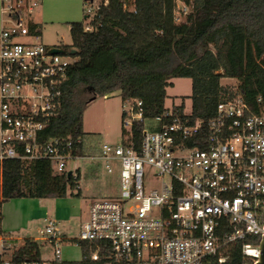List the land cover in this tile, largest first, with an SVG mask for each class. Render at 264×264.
Here are the masks:
<instances>
[{
	"label": "built area",
	"instance_id": "2783aa9c",
	"mask_svg": "<svg viewBox=\"0 0 264 264\" xmlns=\"http://www.w3.org/2000/svg\"><path fill=\"white\" fill-rule=\"evenodd\" d=\"M0 4V166L7 160H46L54 174H63L69 162L87 159L102 161L108 174L118 167V195L93 200L79 233L78 241L96 245L89 259L100 262L99 248L106 244L109 255L101 264H224L231 247L242 242L244 264H255L264 235V113H252L235 95L206 121L191 122L169 110L146 119L140 100H125L123 129L143 124L138 146L103 144L98 156L86 157L80 138L44 141L45 123L60 104L73 60L49 53L51 48L30 34L27 23L37 0ZM106 5V0L95 9L88 5L86 13ZM187 11L177 0L175 21ZM77 170L71 172L74 178ZM151 181L159 187L148 192ZM38 234L60 261L57 242L67 238L55 221L48 220ZM247 237L257 242H245ZM0 264L53 263L5 259Z\"/></svg>",
	"mask_w": 264,
	"mask_h": 264
},
{
	"label": "trees",
	"instance_id": "16d2710c",
	"mask_svg": "<svg viewBox=\"0 0 264 264\" xmlns=\"http://www.w3.org/2000/svg\"><path fill=\"white\" fill-rule=\"evenodd\" d=\"M106 1L89 21L84 15L81 22L69 24L70 46L56 47L74 60L62 84L60 104L45 123L44 141L83 139V112L94 97L118 93L123 101L140 100L146 119L160 116L168 111L166 88L179 78L191 80V114L185 115L181 105L169 110L173 116L206 121L219 103L235 95L252 113H264V0H178L188 8L181 22L175 21L177 0ZM86 24L91 31H84ZM27 27L30 34L40 36L37 24L29 20ZM72 49L74 55L69 53ZM222 78L237 80L235 92L220 85ZM142 129L139 122L130 131L122 127L121 143L138 146ZM77 151L82 153L81 146ZM76 174V178L54 174L46 160L4 161L1 203L64 198L68 189L77 186L79 170ZM74 242L82 259L53 264H101L109 255L104 244L99 248L101 261H91L89 254L96 245ZM245 242L256 243L257 238L247 237ZM241 245L231 247L224 264H244ZM11 259H39L38 243L26 238Z\"/></svg>",
	"mask_w": 264,
	"mask_h": 264
},
{
	"label": "rangeland",
	"instance_id": "374dc122",
	"mask_svg": "<svg viewBox=\"0 0 264 264\" xmlns=\"http://www.w3.org/2000/svg\"><path fill=\"white\" fill-rule=\"evenodd\" d=\"M38 1V6L40 1ZM78 2L76 8L74 3ZM101 0H94L90 5L87 2L83 4V0H67V5L59 8V11L68 10L70 15L68 22H60L58 24H42L41 37L38 42L41 44L70 46L71 36L69 32V23L81 22L86 13L87 6L93 9L100 4ZM55 9V8H54ZM40 8H34L31 17H36ZM95 15V11L91 13L87 21ZM182 18L179 17V22ZM86 21V22H87ZM19 41H31L33 39H21ZM70 60H74L68 55ZM171 85L166 88V97L164 107L172 110L175 107L183 106L184 114H191V80L187 78L173 79ZM237 80L222 78L220 85L231 92H235L237 88ZM125 101L121 99L118 93L107 95L103 98H96L91 101L83 112L82 130L84 132L83 155L98 156L103 144L118 145L122 139V118L121 108ZM152 123H145V128L151 130ZM114 171L108 174L104 169L102 161H90L87 159L71 161L67 164V172L74 169L79 170L78 188L68 189L67 195L61 198L64 202V209L61 211V218L57 219L58 229L67 237V240L58 241L57 246L61 250L60 261H80L82 259L81 249L78 243L80 230L87 221L88 209L90 203L96 199L116 197L119 193L118 188V167L113 165ZM158 183L151 181L147 185V191L157 190ZM80 192V196L76 194ZM0 200V205H1ZM60 216V215H59ZM27 226L21 231L15 232L13 236L20 237L21 240L13 241V247L6 253L4 259H11L12 251L18 249L26 238L35 240L39 245V259L53 263L54 246L46 240L41 239L39 231H44L47 221L55 218V206L52 200H41L39 208H30L27 211Z\"/></svg>",
	"mask_w": 264,
	"mask_h": 264
},
{
	"label": "crops",
	"instance_id": "0c3cea01",
	"mask_svg": "<svg viewBox=\"0 0 264 264\" xmlns=\"http://www.w3.org/2000/svg\"><path fill=\"white\" fill-rule=\"evenodd\" d=\"M40 11L37 12L36 17L30 16V21L37 24L42 29V24H58L60 22H68L70 12L68 10L59 11V8H64L67 5V0H39ZM85 0H83L84 4ZM78 2L74 3V8H76ZM55 8V9H54ZM3 16L1 14V4H0V30L2 26ZM73 23V22H72ZM70 24V23H69ZM41 37V34L40 36ZM44 45V44H42ZM44 46L48 48H56L57 45ZM41 200H52L55 206V218H61V211L64 209V202L60 199H41ZM41 200L38 199H13L4 202L0 205V262L5 260L6 253L9 249L13 247V241L21 240L20 237L13 236L15 232L21 231L27 226V211L30 208H39ZM60 215V216H59ZM67 238V237H66ZM14 251H12L11 255Z\"/></svg>",
	"mask_w": 264,
	"mask_h": 264
},
{
	"label": "water",
	"instance_id": "95a60500",
	"mask_svg": "<svg viewBox=\"0 0 264 264\" xmlns=\"http://www.w3.org/2000/svg\"><path fill=\"white\" fill-rule=\"evenodd\" d=\"M49 53H51V54H63L64 51L59 49V48H51L49 50ZM69 53L71 55H74L76 53V50L72 49ZM94 99H95V97L92 98L90 101H93ZM70 176H71V172H68L67 177H70ZM255 264H264V235H262V238H261L260 243H259V258Z\"/></svg>",
	"mask_w": 264,
	"mask_h": 264
}]
</instances>
